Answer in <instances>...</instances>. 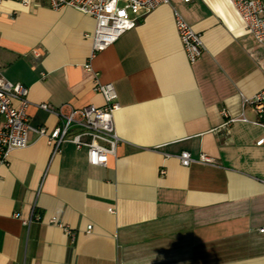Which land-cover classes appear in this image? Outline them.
<instances>
[{"label":"crops","instance_id":"0c3cea01","mask_svg":"<svg viewBox=\"0 0 264 264\" xmlns=\"http://www.w3.org/2000/svg\"><path fill=\"white\" fill-rule=\"evenodd\" d=\"M174 12L201 36L193 65ZM95 27L47 0L0 1V72L27 88L29 125H59L42 104L103 107L98 79L122 140L105 167L68 142L52 156L33 132L0 160V264H264V130L245 104L264 90V45L230 0H168L93 56Z\"/></svg>","mask_w":264,"mask_h":264},{"label":"built area","instance_id":"2783aa9c","mask_svg":"<svg viewBox=\"0 0 264 264\" xmlns=\"http://www.w3.org/2000/svg\"><path fill=\"white\" fill-rule=\"evenodd\" d=\"M2 1V0H0ZM49 7L58 11L70 8L95 20V31L90 36L92 41L93 56L104 52L114 45L126 32L135 28L139 18L148 14L162 5L168 4V0H47ZM190 3L193 0H183ZM234 10L241 18L245 30L258 45H264V1L262 0H230ZM23 6H30L32 0H21ZM175 28L179 37L183 53L190 65L196 63L201 57L203 45L201 36L197 34L177 13L174 12ZM85 70L91 71L90 66ZM94 91L104 100L103 107L87 106L78 111H72L68 115L54 110L49 105L42 104L39 109L46 113L54 114L60 120L58 126L53 129L33 128L29 125L26 109L28 106V90L21 84H13L6 80L0 72V160H7L14 150L26 149L29 145V133H35L39 138L46 140V144L52 150V156L61 152L64 143H71L77 150H86L88 163L92 166L105 167L111 157H116L117 149L122 140L117 135L114 123V114L119 105L117 93L111 83L103 84L96 79ZM19 103V107L14 105ZM245 104L253 107L257 116L256 125L264 130V90L256 94ZM246 122V120H243ZM229 119L225 127L235 123ZM256 147L264 148V135L255 143ZM181 166L187 168L193 160L188 152L179 156ZM203 163H208L202 158ZM164 176L165 171L161 170ZM33 220L39 221L38 216ZM52 219V224H56ZM29 221H24L25 226H30ZM91 230V226L87 231ZM69 236L71 232L67 230Z\"/></svg>","mask_w":264,"mask_h":264}]
</instances>
